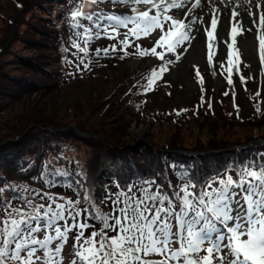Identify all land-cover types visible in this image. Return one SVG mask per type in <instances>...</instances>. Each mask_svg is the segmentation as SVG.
I'll use <instances>...</instances> for the list:
<instances>
[{
  "label": "rangeland",
  "instance_id": "obj_1",
  "mask_svg": "<svg viewBox=\"0 0 264 264\" xmlns=\"http://www.w3.org/2000/svg\"><path fill=\"white\" fill-rule=\"evenodd\" d=\"M247 1L238 2L232 8L226 7L224 12L203 5L192 7L193 3L190 2L184 9L175 10L187 19V24H191L192 35L196 39L191 46L185 44L184 48L177 49L181 59L168 65V70L155 81L153 89L146 91L151 71L163 67L164 61L151 55L140 57L137 50L155 47L158 35L141 40L129 37L131 46L127 52L130 55H125L119 41L124 40L127 29H119L120 35L116 38L103 37L86 44V37L77 36L76 33H83L84 28L92 24L81 20L84 27L76 28V33L68 39L69 35L64 34L62 28L68 30L67 17L71 23L69 19L74 10L71 0H0V90L9 87L10 90L13 87L18 90L12 76L30 77L38 83L32 85L36 86L33 90L19 91V96L7 98L0 94V130L19 126L26 119H49L83 129L88 135L96 136L94 132L104 131L130 142L132 147L144 144L147 150L152 145L165 146L169 142L185 143L214 135L249 131L250 126H246V123L254 122V118L264 114V63L259 57L257 36L260 33L253 24V20L264 13V0ZM218 2L221 10L225 7L223 3H228L222 0ZM94 8L100 11L119 10L120 14L127 15L130 6L105 2ZM94 8L85 10L93 11ZM233 11L238 13L235 21L239 22L243 31L236 36L234 46L239 50V60L233 56V64L229 65L227 43H231ZM213 15L217 18V47L209 63L204 28L209 26ZM248 28L253 30L248 31ZM73 41L79 43L81 48H86L87 53L74 47ZM203 42L205 47L202 56L191 61L189 53ZM113 45L117 50L104 55L102 50L110 49ZM97 50H101L99 56L96 55ZM156 51L162 53L165 60L170 57L164 48H157ZM29 59L40 61L43 66L37 63L36 67L35 63L27 61ZM197 68L200 77L196 75ZM229 75L232 84L228 83ZM48 82L52 87L43 88L42 85ZM70 142L76 144L73 140ZM77 142L79 150L67 146L60 152L65 159L57 158L52 152L43 154V167L50 162L55 168L53 170L58 167L69 169V163L73 160L85 172L88 158L93 152L90 145L81 140ZM10 173L17 181H21L24 193L33 194L41 203L47 202L35 195L41 188L42 192L64 197L65 200L75 201L79 197L75 190L67 186L63 188L61 185L49 184V179L37 185L40 189L27 188L25 182L29 178L21 177L15 170H10ZM71 173L77 174V171L72 169ZM157 188L165 194L158 183L154 182L149 188L145 181H134L113 191L118 192L119 200L122 201L121 193L143 197L145 189L155 193ZM94 198L95 202L97 200L101 204L102 197L95 194ZM9 201L13 207L21 204L18 198ZM116 202L113 197L106 202L107 209L102 204L101 208L112 214L121 206ZM3 211L0 207V213ZM107 211L105 213L109 215ZM115 215L119 216L118 213ZM87 221L96 229L101 228V223L96 224L92 218ZM92 231L93 228H88L85 233L88 236ZM108 234L116 235L112 232ZM70 244L68 240L67 245Z\"/></svg>",
  "mask_w": 264,
  "mask_h": 264
},
{
  "label": "snow or ice",
  "instance_id": "obj_2",
  "mask_svg": "<svg viewBox=\"0 0 264 264\" xmlns=\"http://www.w3.org/2000/svg\"><path fill=\"white\" fill-rule=\"evenodd\" d=\"M104 2L106 0H77L71 13L73 26L83 27L81 20L91 22L92 26L76 35L85 36L87 44L93 39L116 38L120 35L119 29H127L124 40L119 43L125 55H130L127 52L131 46L129 37L140 39L159 30L163 34L155 47L137 50L140 57L151 55L164 61V66L153 69L147 78L146 91L152 90L168 65L174 63L171 59L165 60L156 49H166L179 61L177 49L184 48L185 44L191 46L196 39L191 24L172 14L173 10L187 7L186 0H107L129 5L127 15L106 14L94 8ZM200 4L201 0H194L191 6ZM88 8L94 10L86 11ZM237 15L233 11L231 43L221 41L227 43L229 65L233 64V56L239 60V50L234 46L236 36L242 34L243 29L235 21ZM253 24L260 33L257 36L259 57L264 63V13L254 19ZM216 27L217 18L213 15L209 26L204 28L209 63L217 47ZM73 46L87 53L76 41ZM116 50L113 45L102 51L107 55ZM100 54L101 50H97L96 55ZM228 70L231 75V68ZM196 75L200 77L198 68ZM230 75L228 83L232 84ZM241 79L243 81V77ZM200 82L203 83L202 77ZM53 174L68 175L56 170ZM204 177L201 182L187 171L180 173L184 184L173 193L174 199L159 188L155 193L145 189L143 197L121 193L123 200L116 202L121 205L117 209L119 216H105L98 207L91 213L92 206L79 207V198L65 200L49 193H35L42 200L46 199V203L21 197V204L15 207L11 201L0 198V207L4 210L0 213V264H65L66 261L67 264H152L147 259L150 256L163 257L158 264H264V164H245L236 169L226 167L213 176L204 174ZM49 183L55 184V181ZM145 183L151 188L154 181ZM88 218H99L101 228L88 224ZM90 227L93 231L85 237ZM73 232L72 249L65 255L64 249Z\"/></svg>",
  "mask_w": 264,
  "mask_h": 264
},
{
  "label": "trees",
  "instance_id": "obj_3",
  "mask_svg": "<svg viewBox=\"0 0 264 264\" xmlns=\"http://www.w3.org/2000/svg\"><path fill=\"white\" fill-rule=\"evenodd\" d=\"M76 2L77 0H71V7ZM41 6L44 7V5ZM66 24L70 25L68 17ZM67 29L64 30L62 28V31L64 34L69 35V39L71 28L67 27ZM14 56L17 55L14 54ZM27 61L35 63L36 65L34 66L36 67L37 63H39L38 66H43L40 61H32V59ZM12 78H14V85L18 90H15V87L11 90L10 87L6 90L1 89V96L7 98L9 96H19V91L33 90L36 86L32 85L38 84L30 77H21L19 75L12 76ZM55 78L59 79L58 77ZM50 84L48 82L42 86L43 88H50L52 87ZM263 123L264 114L254 118V122L246 123V126H250L249 131L234 132V134H225V136L223 134L214 135V137L203 140L185 142L188 144L178 141L169 142L165 146L152 145L147 150L144 144L132 147L129 145L130 142L128 143L119 139L120 137L118 138L104 131L94 132L96 136L85 133L87 136L80 137L83 129L80 130L71 125L52 122L49 119H26L19 126L6 128L4 131L0 130V190H2L0 191V198L7 202L11 198L21 200V197H24L32 198L35 202L41 203L32 196L33 194L24 193V187L22 188L20 184L21 181H17L10 173V170L20 173L21 177L29 178L28 182L24 181L27 184V188L40 189L37 188L39 183H43L46 179L53 177L52 164L48 162L47 166L43 167L41 156L47 152H52L57 158L65 159L60 154L62 150L64 151V147L68 146L79 150L80 146L77 141L81 140L84 144L90 145L93 152L88 158L85 172L84 169L75 165L72 160L73 162L69 163V169H66L69 176L64 179V185L58 181H55L54 184V186L61 185L63 188L66 186L69 188L75 187V191L79 195L78 198L81 200V207L92 206L91 213H94L95 208L98 207L103 215L108 216L105 213L107 210H103L101 204L107 209L108 205H106V202L108 200L113 197L116 200L119 199L118 192L113 190L134 181H154L158 183L165 194L174 199L173 193L178 191L184 184V181L180 178V173L182 172L187 171L189 176L195 177L202 182L205 178L204 174L213 176L217 171H223L226 167L236 169L245 164H264V130L261 129L262 126L264 128ZM223 131L224 133L226 132L225 130ZM18 136V141H12ZM71 140L75 141L76 144H72ZM218 149L228 150L227 152L224 151L227 153L226 160L220 153L215 152ZM29 158L33 159V166H31ZM102 159L118 162L117 173L110 174L108 180L95 177L98 168L102 164ZM72 169L77 171V174H72ZM97 183L103 186L104 193L101 195V204L96 200L95 205H93L91 199L94 197ZM39 191L41 194L44 193L42 188ZM6 194H9V196H6ZM118 208L112 214H119ZM93 220L96 224L101 221L99 218ZM150 258L152 257L150 256L147 259Z\"/></svg>",
  "mask_w": 264,
  "mask_h": 264
},
{
  "label": "bare ground",
  "instance_id": "obj_4",
  "mask_svg": "<svg viewBox=\"0 0 264 264\" xmlns=\"http://www.w3.org/2000/svg\"><path fill=\"white\" fill-rule=\"evenodd\" d=\"M234 1V0H233ZM218 1L217 0H203V3H206L205 6L207 7L208 6H211V7H219V4L217 3ZM223 2V1H222ZM254 2V1H253ZM248 4V3H247ZM263 4V3H262ZM204 5V4H203ZM257 5V4H256ZM261 5V4H260ZM201 6V5H200ZM238 6V5H237ZM251 7V5H249ZM242 8V7H241ZM248 8V7H247ZM199 10V9H198ZM204 10V9H203ZM202 10V11H203ZM213 10V9H212ZM225 8L223 7V9L221 10L220 8V11L221 12H224ZM201 11V12H202ZM199 12V11H198ZM218 12V11H217ZM260 12V11H259ZM182 18V17H181ZM249 22V21H248ZM225 33V32H224ZM204 42L201 43V44H198L195 48V50L191 51L189 53V59L191 61H196L198 58H200V56H202V52L204 50Z\"/></svg>",
  "mask_w": 264,
  "mask_h": 264
}]
</instances>
